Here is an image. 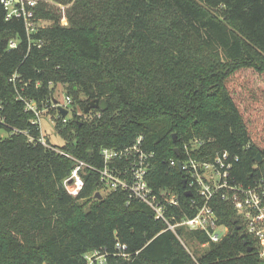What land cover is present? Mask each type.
Here are the masks:
<instances>
[{
	"label": "trees",
	"instance_id": "16d2710c",
	"mask_svg": "<svg viewBox=\"0 0 264 264\" xmlns=\"http://www.w3.org/2000/svg\"><path fill=\"white\" fill-rule=\"evenodd\" d=\"M57 1L70 3L67 23L41 1L35 18L52 22L30 34L21 20L5 19L0 2V264H85L83 255L94 250L107 252L105 264H264L252 238L245 235L248 252L238 236L235 211L218 198L210 204L227 232L194 257L147 205L104 188L96 171L85 169L81 191L70 195L63 180L73 160L19 132L39 134L18 97L40 106L63 84L71 114L56 118L64 141L52 145L96 167L101 148L141 136L153 153L150 185L175 191L192 215L184 174L169 165L184 142L199 139L198 156L237 154L232 173L239 182L264 176V87L244 80L248 101H241L226 84L242 67L264 73V0ZM102 98L107 108L91 109L84 120L85 105ZM180 233L208 240L203 232ZM117 242L128 257L116 254Z\"/></svg>",
	"mask_w": 264,
	"mask_h": 264
},
{
	"label": "built area",
	"instance_id": "2783aa9c",
	"mask_svg": "<svg viewBox=\"0 0 264 264\" xmlns=\"http://www.w3.org/2000/svg\"><path fill=\"white\" fill-rule=\"evenodd\" d=\"M41 1L0 0L6 10L5 19L21 20L27 34L35 32L39 27L35 18V8ZM35 44L39 47L42 42L37 41ZM15 46L16 40L11 39L9 47ZM18 97L23 101L25 110L32 112L31 123L37 125L39 134L34 136L26 130H19V132L26 136L29 143H40L51 147L73 160L70 174L63 180V186L70 195L77 196L81 191L84 185L85 169L96 171L104 188L124 190L127 203L138 201L147 205L152 210L154 218L164 223L163 230L172 231L185 247L187 245L185 237L180 233L181 228L186 231L205 233L208 240L200 243L202 247H206L210 242L216 243L225 236L227 227L219 223L210 204L212 200L218 198L230 204L240 222L241 230L252 238L259 258L264 260V176L254 178L247 184L237 181L232 173L239 159L237 154L222 150L211 157L198 156L201 141L194 138L182 144L181 158L169 160L170 166L178 167L180 164L178 168L184 174V192H191L190 196H186L187 208L194 212L188 215L183 210L179 195L175 191L165 187L156 190L150 185L148 172L153 153L142 146L141 136L131 145L120 148H101L100 156L103 164L101 167H96L53 146L41 130L40 118L43 113L51 116L54 129L56 118L62 117L59 107L68 110V114L62 117L63 121L66 120L71 111L69 96L65 95L63 101L53 97L50 101L42 102L40 106L31 98ZM49 109H52L53 113H50ZM116 248L117 255L128 257V254L124 252L125 247L118 242ZM106 255L107 252L94 250L86 252L83 258L85 264H105Z\"/></svg>",
	"mask_w": 264,
	"mask_h": 264
},
{
	"label": "rangeland",
	"instance_id": "374dc122",
	"mask_svg": "<svg viewBox=\"0 0 264 264\" xmlns=\"http://www.w3.org/2000/svg\"><path fill=\"white\" fill-rule=\"evenodd\" d=\"M45 7L51 8L55 11H59L61 23L66 24V9L70 6V3H62L57 0H42ZM51 19L49 17L40 16L37 19V23L40 27L47 26L51 23ZM249 79L252 85L257 88L259 86L264 87V73L258 72L251 67H242L237 69L235 72L228 76L226 84L228 89L230 90L233 98L240 99L241 101L245 98L248 101L247 94L245 89L243 88V81ZM54 99L58 101H63L65 94H64V86L63 84H55L54 91H53ZM84 98V97H83ZM244 101V100H243ZM248 105L244 103L245 110L248 109ZM77 113L81 114L82 111L77 109ZM248 112H245L244 115H247ZM71 114V112H70ZM94 114L89 111L86 115H83V119L89 120L92 118ZM54 118V117H53ZM80 120H82L80 118ZM40 126L43 134L46 136L47 140L56 145L60 146L63 143V139L61 136L55 131L54 123L51 121V116L49 114L43 113L42 117L40 118ZM0 136H6V132L0 131ZM186 240V249L192 254V256L197 257L201 252L205 250L207 247H202L200 243L196 240Z\"/></svg>",
	"mask_w": 264,
	"mask_h": 264
},
{
	"label": "water",
	"instance_id": "95a60500",
	"mask_svg": "<svg viewBox=\"0 0 264 264\" xmlns=\"http://www.w3.org/2000/svg\"><path fill=\"white\" fill-rule=\"evenodd\" d=\"M54 102L56 103V100H54ZM107 108V103L105 101L104 98L98 100V99H93L90 100L84 107L83 109V114H87L91 109H100V110H105ZM59 112L61 114L62 117H65L68 114V110L66 108L63 107H59ZM175 153H178V149H175ZM261 157L258 154L256 161H260ZM178 167H180V164H178ZM184 183V181H183ZM191 192L190 191H185L184 195L185 196H190ZM95 197L100 199L101 198V194L99 192L95 193ZM232 224H235V227L238 230V236L243 239V243L247 246V251L250 252L253 250V247L251 245L248 244L247 240L245 239V233L241 230L240 225L236 223L235 219L231 220Z\"/></svg>",
	"mask_w": 264,
	"mask_h": 264
}]
</instances>
